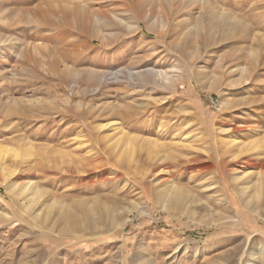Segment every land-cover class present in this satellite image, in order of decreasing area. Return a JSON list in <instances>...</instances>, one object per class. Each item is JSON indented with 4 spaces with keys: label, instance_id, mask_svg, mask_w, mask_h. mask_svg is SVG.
<instances>
[{
    "label": "rangeland",
    "instance_id": "rangeland-1",
    "mask_svg": "<svg viewBox=\"0 0 264 264\" xmlns=\"http://www.w3.org/2000/svg\"><path fill=\"white\" fill-rule=\"evenodd\" d=\"M195 1L0 0V264H264V0Z\"/></svg>",
    "mask_w": 264,
    "mask_h": 264
},
{
    "label": "bare ground",
    "instance_id": "bare-ground-1",
    "mask_svg": "<svg viewBox=\"0 0 264 264\" xmlns=\"http://www.w3.org/2000/svg\"><path fill=\"white\" fill-rule=\"evenodd\" d=\"M193 1H195V0H193ZM201 2H203L202 4H206L205 2H207V0H201ZM224 16L228 17L230 15L227 16V15L224 14ZM226 17L225 18H221V20L223 19L222 22L223 23H227V27H229L231 29L237 28L238 25L235 22L234 23L226 22V20H227ZM256 69H257L256 65H251V66H246V65L242 66V65H240V67H238L237 71L241 72L243 74V76H247V80L249 81L250 78L252 77V75L254 74V72L256 71ZM148 72L150 74H153V75L155 74V71H153V70H149ZM131 76H133V75H131ZM107 126H109V127H107ZM99 128L100 129L110 128L112 131H114L113 135H112V138H109L106 141V146L108 145L109 150L110 149L111 150H115L116 148H119L118 153H117L118 157L123 156L124 152H128V150L130 149V146H131V138L128 135L127 136L125 135L124 131L121 130V128L119 127V124L117 122L111 123L109 125L107 123H106V125L105 124L104 125L101 124L99 126ZM229 143L230 142H227L226 145H228ZM244 145L246 146V144H244ZM9 152H10V154H7ZM18 154H19V151L16 148L7 147V146H1L0 145V161L2 160V162H0V170L2 171V173H4L3 177H6V176L14 173L11 165L7 164L8 160L7 161H6V159L4 160L5 156L6 155H10V156L13 157V156H17ZM117 156H115V157H117ZM127 157L129 158L130 156L127 154ZM160 164L161 163H158V164H156L154 166L153 173L158 174V173L167 171V167L168 166L164 165L165 163H163L162 166ZM248 166L249 167H247V168H249V170L244 169L245 171H243V173L240 176H238V175L233 176V179H232L233 185L235 187H238V188L240 187L239 188V192L242 195L245 194L246 195L245 197L250 196L251 198L253 197L255 199H260L261 198V194H262L261 193L262 183H264V176L262 174H264V173H262V171L261 172L257 171L255 173V175L258 177L259 184L256 185L254 188L253 187L250 188V186L248 185V182H249L248 177H250V174H252V173L254 174V171H253L254 169L253 168L255 166V163H249ZM262 166H263V164H262ZM250 169L251 170L253 169V170L251 171ZM4 181L6 183L7 190L13 195H19V194L22 195V193H24V191L26 189H28L29 184H30V181L24 183L23 185H20V182H17L16 180L7 181L5 179L1 180L0 184L2 182H4ZM34 195H35L34 199L37 200V202L40 201V191H37ZM238 197H239V195H238ZM239 199H240V197H239ZM250 200H252V199H250ZM129 211H131V210H127V213Z\"/></svg>",
    "mask_w": 264,
    "mask_h": 264
}]
</instances>
